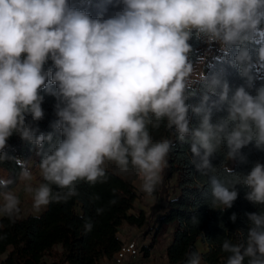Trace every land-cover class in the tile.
<instances>
[{
	"label": "clouds",
	"instance_id": "1",
	"mask_svg": "<svg viewBox=\"0 0 264 264\" xmlns=\"http://www.w3.org/2000/svg\"><path fill=\"white\" fill-rule=\"evenodd\" d=\"M122 5L113 17L91 18L86 11L69 6V0H0V161L7 140L18 134L38 148L52 135L40 133L26 123L44 117L41 107L48 77L57 90L50 94L59 101L58 120L52 125L63 139L43 154L38 165L46 183L33 188V172L27 162L16 159L18 179L32 196L39 211L50 203L67 202L79 195L76 184L91 185L106 178L105 164L113 162L119 174L134 173L142 181L140 191L153 197L168 166L173 142L153 141L148 127L175 128L178 139H191L192 163L197 171L214 170L211 158L225 144L229 159L245 158L241 149L254 143L264 150V86L253 96L238 87L229 96L226 81L213 77L208 87L218 101L227 104L228 116L211 123V109L204 105L194 111L201 116L199 126L190 128L187 89L194 71L188 43L195 32L209 43L216 41L227 51L234 45L252 42L264 32V0H117ZM264 62V45L257 53ZM51 59L55 71H44ZM251 56L241 47L234 58L240 74L253 87ZM228 171L231 172V169ZM14 181L0 177V217L19 218L21 200L9 185ZM243 184L245 198L264 205V164L230 185L210 177L213 202L231 208L238 198L235 189ZM51 185L60 190L53 192ZM103 209H97L101 213ZM250 228L244 242L225 239L222 251L226 264H264V211L248 213ZM236 214L230 219L235 222ZM195 222V220H194ZM93 224L86 221L85 232ZM237 233L242 236L241 231ZM5 236L0 235V239ZM187 264H202L199 252L189 254Z\"/></svg>",
	"mask_w": 264,
	"mask_h": 264
},
{
	"label": "trees",
	"instance_id": "2",
	"mask_svg": "<svg viewBox=\"0 0 264 264\" xmlns=\"http://www.w3.org/2000/svg\"><path fill=\"white\" fill-rule=\"evenodd\" d=\"M69 6L86 11L93 19L101 20L113 17L122 8L117 0H69ZM262 25L264 23L261 28ZM207 42L205 37L198 36L195 32L188 41L191 45L188 58L192 64L207 53L204 70L198 77L191 78L187 89L186 103L189 105L190 128L199 126L201 116L194 109L201 106L204 95L209 96L204 106L211 109V123L217 124L228 116L226 103L213 106V102L218 101L219 89L213 93L208 85L214 76L229 84V96L241 86L255 96L256 89L264 86V62H259L257 57L259 47L264 45V32H258L252 42L234 45L227 51H223L222 46L212 49L207 46ZM241 47H247L252 58L251 88L247 85V79L241 76L240 67L234 62ZM49 69L55 71L51 59L44 65L45 72ZM50 80L51 76L48 77L45 87L40 90V95L43 96V119L32 121L31 115L26 114V123L38 129L37 135L51 133L52 140H46L44 145L38 148L22 140L16 133L8 138L4 152L9 158L0 161V169L6 173L5 178L12 179L14 183L6 190H11L18 180L21 169L16 164V159L26 161L28 166L31 160L39 165L43 154L63 139L60 132L52 127L59 119L56 115V105L59 101L48 91L57 90L55 84L49 83ZM148 131L154 142L162 138L173 142L167 158L168 166L154 193L158 196L156 211L159 215L152 224H148L144 210L131 212L139 196L132 181L105 167L106 178L102 182L91 185L86 181H78L76 187L79 195L67 202L50 203L41 212L19 215L14 221L0 217V235L5 236L0 239V264H100L111 260L123 242L118 235L123 224L139 228L149 226L148 233H152V239L148 246H142L144 249L152 247L159 237L169 230V240L165 247L166 264H187L192 252H199L206 264H226L229 254L222 251L223 241L230 239L233 243L244 242L251 226L247 214L264 211V205L248 201L245 195L249 189L243 184H237L235 189L238 198L231 208L223 209L222 204L213 202L210 177L215 176L230 185L238 176L247 175L257 162L264 164V150L257 149L254 143L249 144L241 149L245 159H233L232 166H228V149L222 143L211 158L214 170L204 174L197 171L191 162L193 157L190 151V137L181 142L175 128L166 127V121L162 122L159 128L149 125ZM41 183L46 181L42 178ZM51 187L53 192L66 191L58 189L56 185ZM97 209L103 211L98 214ZM232 214H236L235 222L230 219ZM86 221L93 224L89 232H85ZM238 230L243 233L242 236L237 233ZM198 241L207 245L206 251H198ZM57 245L59 250L55 249ZM6 251L7 254L2 257Z\"/></svg>",
	"mask_w": 264,
	"mask_h": 264
},
{
	"label": "rangeland",
	"instance_id": "3",
	"mask_svg": "<svg viewBox=\"0 0 264 264\" xmlns=\"http://www.w3.org/2000/svg\"><path fill=\"white\" fill-rule=\"evenodd\" d=\"M262 28H264V25H262ZM207 46L214 49L216 47H220L221 44L219 42L213 41L211 43L207 42ZM207 53L201 56L195 63H193V73L191 75V78L198 77L201 72L204 70V66L206 63ZM233 159L228 160V166H232ZM31 171L33 172L34 179L30 183L32 184V187H37L41 181L42 176L39 173L38 164L34 163L33 160L29 162L28 166ZM105 167H109L112 170H116V165L113 162H106ZM123 177L130 179L132 183L134 184L135 188L137 189L139 196L134 202V207L131 209V212L137 213L140 209L144 210L147 218H148V224H152L154 222V219L158 217L159 212L156 211V207L158 205V196L153 194V197L149 198L146 197L144 193L140 191V184L142 181L137 178V176L134 173L131 174H121ZM0 177L5 178L6 173L0 169ZM25 183L24 181L17 180L15 186L11 189L15 192V194L20 198L21 204V216H25L28 214H37L41 212L44 208L40 209L39 211L35 210L32 206V196L25 192ZM147 224V223H146ZM148 225H145L141 228L136 226H131L127 224H123L119 228L118 235L121 237L123 241L129 240V239H135L138 241L139 245H141V253L138 257L134 260L127 259L125 260L124 264H166V257H165V247L166 243L169 240V230H166L154 243L152 247L149 249H144L142 246H148L152 239V233H148ZM145 233V234H144ZM55 249L59 250L60 247L57 245L55 246ZM197 249L198 251H206L207 245L203 244L202 242H197ZM7 254V251L2 254V257H4ZM48 259V257H46ZM110 261V260H109ZM107 261V262H109ZM68 264V263H66ZM100 264H106L104 261ZM202 264H206V262L202 259Z\"/></svg>",
	"mask_w": 264,
	"mask_h": 264
},
{
	"label": "built area",
	"instance_id": "4",
	"mask_svg": "<svg viewBox=\"0 0 264 264\" xmlns=\"http://www.w3.org/2000/svg\"><path fill=\"white\" fill-rule=\"evenodd\" d=\"M141 253V245L135 239L125 240L121 243L113 258L108 264H124L125 260H135Z\"/></svg>",
	"mask_w": 264,
	"mask_h": 264
},
{
	"label": "crops",
	"instance_id": "5",
	"mask_svg": "<svg viewBox=\"0 0 264 264\" xmlns=\"http://www.w3.org/2000/svg\"><path fill=\"white\" fill-rule=\"evenodd\" d=\"M106 264H108L107 260L104 261Z\"/></svg>",
	"mask_w": 264,
	"mask_h": 264
}]
</instances>
